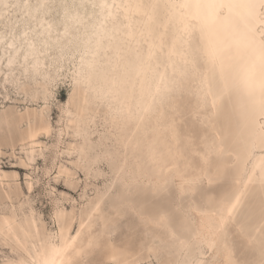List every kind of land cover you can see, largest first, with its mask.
<instances>
[{
	"label": "rangeland",
	"instance_id": "rangeland-1",
	"mask_svg": "<svg viewBox=\"0 0 264 264\" xmlns=\"http://www.w3.org/2000/svg\"><path fill=\"white\" fill-rule=\"evenodd\" d=\"M102 5L0 0V169L11 174L5 185L0 179V214L24 203L25 211L32 206L54 229L59 206H74L80 214L98 198L108 206L125 197L154 218L167 216L165 224L147 223L126 205L114 237L120 247H132L135 264H264V147H255V135L264 139V130L239 81L231 69L209 64L213 93L229 98L213 112L218 135L208 152L209 127L191 72L165 64L163 54L156 68L143 73L147 49L127 63L118 51H106L110 42L119 46L120 37L99 41L101 32L113 31L107 24L101 29L107 19ZM157 28L152 22L149 30ZM250 47L247 42L245 49ZM123 79L130 89L120 84ZM127 90L131 112L124 105ZM42 122L50 131L40 132L42 144L31 152L23 133ZM174 148L181 151L177 158L169 155ZM235 200L210 249L208 222L216 223L224 204ZM5 255L14 256L0 239V264Z\"/></svg>",
	"mask_w": 264,
	"mask_h": 264
},
{
	"label": "bare ground",
	"instance_id": "bare-ground-1",
	"mask_svg": "<svg viewBox=\"0 0 264 264\" xmlns=\"http://www.w3.org/2000/svg\"><path fill=\"white\" fill-rule=\"evenodd\" d=\"M249 1L252 8L245 4V0H102L107 19L101 29L103 31L109 25L113 31L103 36L101 32L99 41L104 37H120L119 46L110 42L106 51H118L117 56L123 54L122 59L127 63L130 58L138 57L141 49H147L140 64L143 73L156 68L161 63L158 56L163 54H166L165 64L176 66L181 73L191 72L193 78L190 81L197 82L194 88L199 106L204 108L202 118L209 127L208 152L215 147V136L218 135L213 127V112L217 104L229 98V94L222 96L221 92L215 95L210 87L209 64L213 61L222 72L226 67L231 69L241 85L242 95L248 99L258 129L264 130V0ZM152 22L158 27L156 32L149 30ZM203 26L207 28V40L202 35ZM247 42L251 44L249 49H245ZM117 65H120L118 61L114 67ZM120 84L130 89V80L123 79ZM123 97L128 98L124 105L130 111L131 93L127 90ZM41 131L49 132L50 125L44 122L39 127L30 125L23 133V140L31 142V152L42 144L39 140ZM255 140V147H264V139L258 134ZM172 152L169 154L172 158L181 155V151L176 152L175 148ZM178 162L171 161L176 172L180 171ZM62 171L69 172L66 167ZM10 175L0 169L2 185ZM122 180L125 181L126 177ZM29 189H32L31 182ZM125 190H129L128 185ZM11 192L4 188L6 198L12 199ZM235 204L236 200L224 204L216 223L208 222V233L204 237L210 249L218 244L215 236H221ZM126 205L147 223H166L167 216L163 212L154 218L142 204L137 205L129 198L112 201L108 206L98 198L84 205L80 214L74 206L71 210L59 206L53 217L55 228L49 229L32 206L25 211V204L21 203L20 210L14 207L9 213L0 214V239L14 254L5 255L2 264H135L138 260L132 247H120L114 237ZM226 264L234 263L228 259Z\"/></svg>",
	"mask_w": 264,
	"mask_h": 264
}]
</instances>
